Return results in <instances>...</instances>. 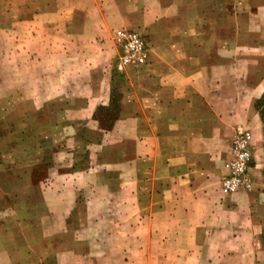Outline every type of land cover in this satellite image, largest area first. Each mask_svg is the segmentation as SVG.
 <instances>
[{
    "label": "crops",
    "instance_id": "crops-1",
    "mask_svg": "<svg viewBox=\"0 0 264 264\" xmlns=\"http://www.w3.org/2000/svg\"><path fill=\"white\" fill-rule=\"evenodd\" d=\"M56 1L69 33L83 13L89 27L130 25L149 36L148 63L120 72L118 97L109 51L91 52L87 63L73 42L55 51L66 139L101 140L99 157L86 144L85 200L102 236L81 264H264L263 133L252 187H223L233 141L240 129H255L264 95L252 62L264 59V1Z\"/></svg>",
    "mask_w": 264,
    "mask_h": 264
},
{
    "label": "rangeland",
    "instance_id": "rangeland-1",
    "mask_svg": "<svg viewBox=\"0 0 264 264\" xmlns=\"http://www.w3.org/2000/svg\"><path fill=\"white\" fill-rule=\"evenodd\" d=\"M244 1L235 3L238 6ZM56 2L0 0V264H57L58 256L63 257L64 264H81L90 253L89 243L102 236L97 231L99 219L95 218L96 226L92 225L91 204L85 200L91 190L85 186L89 161L86 144L91 142L99 157L101 140L97 135L89 139L83 133L69 142L66 139V107L60 100L55 103V51L61 52L73 42V47L87 53L86 63L91 52L109 51L105 59L114 74L117 97L123 81L120 72L128 66L122 65L116 32L141 33L148 43L149 58L146 31L130 25H113L102 31L97 25L89 27L81 13L75 14L78 22L69 33L68 26L61 25L67 12L58 9ZM92 3L96 5L95 0ZM94 15L101 17L98 7ZM60 34L64 37L62 45L57 37ZM252 62L254 81L264 82V59L256 57ZM116 109L115 104L106 110L108 118H114ZM243 132L252 134L255 167L261 158L264 95L258 100L255 129H240L233 145ZM100 252L93 251L98 256Z\"/></svg>",
    "mask_w": 264,
    "mask_h": 264
},
{
    "label": "built area",
    "instance_id": "built-area-1",
    "mask_svg": "<svg viewBox=\"0 0 264 264\" xmlns=\"http://www.w3.org/2000/svg\"><path fill=\"white\" fill-rule=\"evenodd\" d=\"M115 38L122 52V65L140 67L148 63V43L141 33L118 30ZM252 140L250 132H243L232 146L229 171L223 180L229 194L252 187Z\"/></svg>",
    "mask_w": 264,
    "mask_h": 264
}]
</instances>
